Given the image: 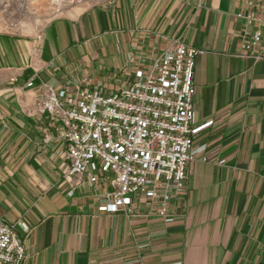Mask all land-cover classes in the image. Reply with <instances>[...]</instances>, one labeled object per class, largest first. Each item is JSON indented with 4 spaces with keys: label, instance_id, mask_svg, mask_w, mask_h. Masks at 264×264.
I'll return each instance as SVG.
<instances>
[{
    "label": "crops",
    "instance_id": "obj_1",
    "mask_svg": "<svg viewBox=\"0 0 264 264\" xmlns=\"http://www.w3.org/2000/svg\"><path fill=\"white\" fill-rule=\"evenodd\" d=\"M247 2L107 0L53 17L40 39L0 31V217L23 264H264V58L245 55ZM177 38L205 50L193 107L212 123L194 137L205 150L174 219L98 211L88 184L69 195L65 126L26 82L114 89L131 56L152 61Z\"/></svg>",
    "mask_w": 264,
    "mask_h": 264
},
{
    "label": "built area",
    "instance_id": "obj_2",
    "mask_svg": "<svg viewBox=\"0 0 264 264\" xmlns=\"http://www.w3.org/2000/svg\"><path fill=\"white\" fill-rule=\"evenodd\" d=\"M247 3L250 10L238 14L253 25L245 55L264 58V1ZM204 52L177 38L152 61L131 56L132 68L114 89L82 85L88 76L60 88L45 79L35 84L34 76L26 82L65 126L61 168L69 195L88 184L98 211L174 219L173 200L188 190L187 165L205 150L194 147V137L212 123H197L193 107L195 62ZM26 256L16 224L0 217V264H23Z\"/></svg>",
    "mask_w": 264,
    "mask_h": 264
},
{
    "label": "rangeland",
    "instance_id": "obj_3",
    "mask_svg": "<svg viewBox=\"0 0 264 264\" xmlns=\"http://www.w3.org/2000/svg\"><path fill=\"white\" fill-rule=\"evenodd\" d=\"M107 0H0V31L38 35L53 17Z\"/></svg>",
    "mask_w": 264,
    "mask_h": 264
}]
</instances>
